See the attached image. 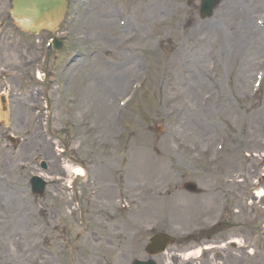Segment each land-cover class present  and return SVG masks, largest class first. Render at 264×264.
<instances>
[{
  "label": "rangeland",
  "instance_id": "374dc122",
  "mask_svg": "<svg viewBox=\"0 0 264 264\" xmlns=\"http://www.w3.org/2000/svg\"><path fill=\"white\" fill-rule=\"evenodd\" d=\"M9 1L0 0V151L15 156L25 149L22 141L13 149L9 136L21 138L29 95L43 109L41 131L47 133L40 136L49 147L19 156L30 164L18 174L12 167L17 160L0 171L10 183L0 181V193L18 188L24 196L0 213V264H132L149 259L144 248L159 232L177 243L155 258L158 264H264V193L255 194L264 191V0H222L207 20L200 18L201 0H105L103 8L116 12L112 20L119 23L109 37L120 59H101L102 74L106 65L121 63L125 51L135 70L124 76L125 90L135 74L142 84L113 128L112 112L99 116L107 98L95 93L87 111L79 96L86 75L67 74L72 53L86 54L92 39L100 44L80 17L89 0H70L63 49L45 51L41 80L36 66L50 35L21 32L7 16ZM246 16L251 37L241 30ZM196 85L201 88L193 96L184 91ZM185 101L190 110L182 120L172 106ZM203 103L211 119L206 125ZM218 136L227 139L224 154L216 156L214 146L206 153ZM62 150L86 176L77 178L74 190L48 187L45 197H34L29 180L41 161L50 165L47 175L69 173L58 159ZM186 181L203 194L183 191ZM17 219L24 220L23 229ZM207 246L213 249L202 258H182Z\"/></svg>",
  "mask_w": 264,
  "mask_h": 264
},
{
  "label": "bare ground",
  "instance_id": "6f19581e",
  "mask_svg": "<svg viewBox=\"0 0 264 264\" xmlns=\"http://www.w3.org/2000/svg\"><path fill=\"white\" fill-rule=\"evenodd\" d=\"M104 1L105 0H89L88 3L81 8L80 17L84 21V24H83L84 30L88 28L89 24L92 25L94 27L95 34H97V35L99 34L98 39H99L100 44L99 45L94 44V43H98V42L95 41V39H92L90 41L89 45L87 46V49L89 51L85 55H82V54L78 55L76 57L78 59L73 60L72 66L69 67L68 70L72 76H75V74H79L80 76L86 75L84 78L83 84L80 87L81 91L79 92L80 96L85 95V97L81 98V103H82L81 107L83 105H85L87 110L91 111L93 109V101H94V99H92V97L94 96L95 93H97L98 95L101 96V98H99V100H101L103 98H107L106 101L104 102L103 109H99L100 110L99 116L101 118H103L105 116V113L109 114L110 112H112V114H113L116 111V113L113 114V115H115V119L112 115V120L110 122V124H111L114 120L115 121L117 120V115L119 112V109H118V107H116V104H115V102H116L115 96L118 95V92H122L125 90V87L127 84L124 81V76L129 72H134L135 70H134V65H133L134 59H132V57L130 56V53L127 54L125 51H123L122 52L123 54H121L122 62L117 63L115 65H112V64L106 65V67L108 69V71H106L107 74H106V72H105V76L102 74V72L104 73V67H102L100 69V65L98 64V62L101 59H105L106 57L109 58V57H113V56L118 57V60L120 59V57L118 55L119 52L117 53V51H118L117 47L115 48V51L112 49L111 43L113 40L111 37H109L113 32H115L118 29V26H119V23L117 26V24L114 23L112 20V18L116 19V12H112L111 10L106 9L107 7L103 8ZM245 3H246L245 1H242V4H245ZM245 13H247V12L245 11ZM96 18H101L100 19L101 21L96 20ZM245 22L246 23L242 24L243 29H241V30L244 31V33L248 34L249 37H251L253 34L250 31L251 30L250 20L248 19L247 16H246ZM107 25H108V27L106 30ZM244 26H246V27H244ZM78 33L81 34V29H79ZM119 38H121V37H119ZM119 38L116 40H120ZM82 39L85 41H89L87 36H84ZM135 66L139 70V64H135ZM245 74H246L245 72H244V74H241L242 79L245 78L244 77ZM134 77L139 78V73L135 74ZM196 82H197V75H196ZM110 88H113L112 92H116L112 96L107 95ZM199 88H201V85H199V86L196 85L193 87V90H191L192 86H190L188 89H186L184 91L186 93L189 92V94L192 91L191 96H193L194 91L198 90ZM182 93H184V92H182ZM180 95L181 94L179 93V96ZM182 97L185 98V95H183ZM33 99H34V96L29 95L28 99H27L28 103L24 106L25 110H29L30 108H33V111L31 113L35 112V109H34L35 105L33 104ZM19 107L21 108L22 105L19 104ZM177 110L179 113L182 114V118L184 117L183 119H185L186 111L190 110V107L185 104L184 106H181V107L178 106ZM17 113L14 115V118L16 119L15 123H17ZM214 113H219V112L216 111ZM22 116H23V114H22ZM192 117H195V115L193 114ZM205 117H206V115L204 116V118ZM187 118H188V116H187ZM208 119L209 118L207 116L205 118V120L207 121ZM210 121H211V119L208 120L207 122H205L204 125L208 124ZM30 124H31L30 136L32 135V138L30 139L28 144L25 145V149L22 151V153L19 156H23L30 151L33 152V151H35V149L42 151V150L47 149L49 147L47 144L44 143L42 137L40 136V134H41L40 121L39 120L34 121V119L33 120L30 119ZM201 132H202V129H201ZM11 155L12 154H5V153L3 155V162L7 166H8L7 163H9V158ZM5 165H4V167H5ZM18 166H20V165H17L16 167H18ZM67 169L70 172H72V170H73L72 167H67ZM0 189H3L1 187V184H0ZM21 191H22L21 189L17 188L16 190L13 189L12 192H10L9 194H1L0 193V213H4L8 208L11 209L10 205L13 201H15L17 203L22 202V200L24 199V196L21 193ZM262 195H263V192H258L259 197H262ZM23 223H24L23 219H19L17 221L16 225H17L19 230H20V228L24 227ZM199 254H200V251L198 250L197 252H192V253L185 255L183 257V259L188 260L191 257L199 256Z\"/></svg>",
  "mask_w": 264,
  "mask_h": 264
},
{
  "label": "water",
  "instance_id": "95a60500",
  "mask_svg": "<svg viewBox=\"0 0 264 264\" xmlns=\"http://www.w3.org/2000/svg\"><path fill=\"white\" fill-rule=\"evenodd\" d=\"M217 1L205 0L202 6V15L209 16L216 6ZM14 17L22 21L24 27L30 32L36 33L44 28L52 30L63 18L67 2L66 0H15ZM193 191V187L189 186ZM157 252V247H153L152 253Z\"/></svg>",
  "mask_w": 264,
  "mask_h": 264
}]
</instances>
